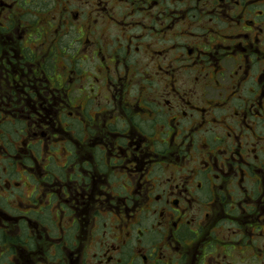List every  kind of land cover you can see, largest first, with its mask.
I'll list each match as a JSON object with an SVG mask.
<instances>
[{
  "label": "flooded vegetation",
  "instance_id": "flooded-vegetation-1",
  "mask_svg": "<svg viewBox=\"0 0 264 264\" xmlns=\"http://www.w3.org/2000/svg\"><path fill=\"white\" fill-rule=\"evenodd\" d=\"M0 264H264V0H0Z\"/></svg>",
  "mask_w": 264,
  "mask_h": 264
}]
</instances>
